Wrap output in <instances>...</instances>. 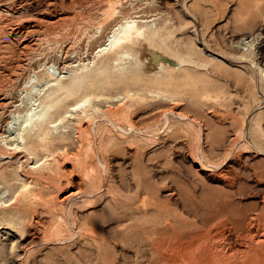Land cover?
<instances>
[{"label": "rangeland", "instance_id": "rangeland-1", "mask_svg": "<svg viewBox=\"0 0 264 264\" xmlns=\"http://www.w3.org/2000/svg\"><path fill=\"white\" fill-rule=\"evenodd\" d=\"M23 1L9 0V3L8 0H0V30H3L0 31V53L6 52L3 53L5 56L0 54V79L1 76L5 79L2 78L0 80V86L6 89L7 87L10 88L9 85L11 86V83L7 80V74L11 70L13 72L18 71L20 79L18 78L19 84L14 85L13 91L15 93H12L14 96H17L20 90L23 89L22 84L29 70V74H32L35 69V74L38 75L40 72L39 75L46 78L48 75L44 74L43 70L46 65H49V62H51L50 73L59 74L63 71V68L66 70L71 63L79 60L82 54H84L82 55L84 57H81V60H90L91 56H94V51L104 43L105 35L109 33V30L107 31L108 33H103H105L108 25L113 21L112 19L118 17L117 12L112 10L115 6L119 7H115L116 9L121 7V9L127 11L125 19L132 18V15L135 16L138 11L144 15L141 18L143 21L139 20L140 22L138 21L137 24L145 25L147 23L148 27L145 30L147 40L143 44V48H139L140 50L137 47H135L136 50L134 48L128 49L126 55L120 61L105 64L96 74L94 82L98 83L93 88V92L97 90L100 100L105 103L98 99L99 96L95 92L96 95L93 93L95 97H92L93 94H91L90 98L88 97L89 99L77 109V113L75 112L76 109H68L69 115L65 114L68 112H64L63 115L62 113L57 114L59 119H56L55 115L53 117L56 120L55 123L52 127L46 129L45 134L49 137H56L59 133H62L63 138H61L64 140L65 135H67L64 141H60L61 144H56V148L55 145L53 146L54 148L52 147L51 152L54 151V156H57L55 167H58L57 169L61 173L65 172L66 177L61 174L62 183L65 185L66 182L70 181L69 187L66 188V185L65 187L62 185L63 190L58 192L56 187L48 184L50 182H47V184L46 182L28 183L25 181V176L27 177L31 174H33L31 176H34L35 172L38 173L37 170L34 171L31 168L35 165L40 167L44 159L38 156L36 158L28 156L29 154L25 152L23 147L21 149L13 148L15 153L12 151L10 144H6L5 147L0 144V147L2 146L0 151L2 152L3 150L5 152L4 157L3 152H0L2 154L0 156V211L5 204L7 206L15 205V203L19 202V199L23 200L26 197L25 201H23L28 205V209H30V204L32 207L37 205L40 209L37 206L35 209L37 211L40 210V213L43 214V216L38 214V211L35 216L30 215V217L25 213L13 218H7L6 215L0 214V222H10L13 226H11L13 236L9 237V239L1 238L2 235L5 236V229L0 230V264H91L94 256L92 245H90L91 242L89 239H84L79 231L83 232V229L93 226V228H96L104 235L111 233L115 226V215H122L125 211V206H127L126 210L136 207L133 202L136 200L135 202L137 203L138 199L140 200L143 197H145V207L137 206L134 208L133 214L131 213L133 216L138 215L137 213H140L139 211H142V208H146L147 204L151 203L152 205V202H156L161 204L158 205L157 210H160L162 214L179 215V218L194 220L196 218L191 216V214L196 208L199 211L204 209V202L208 198V201L212 200V202H215V198H217V202L223 201L227 188L232 194L234 193L233 196H235L232 198L239 206V210L244 205L243 208H248V210H243L242 208L241 211L252 214L257 206H261L262 196L264 195V0H147L145 1L147 3H144V0H130V2L129 0L128 2L127 0H120V2L118 0H107L108 2L106 0L98 2L99 0H96L97 3L94 2L95 0H90V2L88 0H60L61 2L59 0ZM52 1L55 3L53 2L52 4ZM85 1L89 5L92 1L91 4L95 5V7L87 6L88 4H85ZM135 1L140 3L141 6L139 7V4H136ZM63 2H65L66 7L64 5L62 8ZM48 3L52 5L49 6ZM106 3L112 9L109 7L105 8ZM108 3L110 4L108 5ZM98 4L101 6L100 8H98ZM132 4L138 10L135 11ZM46 5L49 10L52 8L53 11L50 10L51 12H49ZM129 5L132 7L130 8ZM74 8L77 9L75 10ZM132 9L134 10L131 11ZM95 11L98 14L101 13L102 16L100 14L97 15ZM46 12L49 13L47 14ZM66 13L71 14V16ZM84 13L87 15L85 16ZM107 13L109 14L108 16ZM149 13L153 20L151 17L148 18L150 16L148 15ZM65 15H69L72 19L65 17ZM145 15L149 23L144 22ZM6 17L8 20H6ZM97 17L101 18V20L97 19L95 21ZM104 17L106 21L103 20ZM61 19L68 21L65 20L64 23L66 24H63ZM20 20L24 22L20 23ZM53 20L56 22H53ZM84 21L86 25L83 23ZM57 22L60 23L58 24ZM79 22L83 24H79L78 27ZM96 22L102 23H99L98 26ZM91 23H94L93 27H96L94 28L95 32L92 29L93 27L90 26ZM2 24H4L3 28ZM10 24L13 25L10 26ZM46 24L47 27H45ZM100 25L105 28L101 27L99 29ZM28 28L30 31H27L29 30ZM50 28H54V30ZM36 29L39 33L35 32L37 31ZM89 30L95 36L93 35L92 37V33L90 35ZM32 31L35 33H32ZM46 31L48 35L50 34L49 36L47 35L48 37L46 36ZM1 32H4V35L7 34L8 36H6L11 41L2 36ZM58 33H62V35L60 36ZM42 35H44V38ZM50 36L52 41L49 38ZM54 37L57 38L55 39L58 43L54 42ZM17 38L18 41H16ZM9 41L11 45L8 44ZM13 41L17 44L16 47L14 45V48H12ZM43 42L46 44L42 45ZM70 44L72 47L68 46ZM22 45L25 46L24 49ZM59 46H62L60 51ZM93 46L96 48L95 50H93ZM41 47L44 48L41 49ZM18 48L20 49L18 50ZM26 48L27 50H25ZM36 48H39L37 50L40 52L43 50V53L36 51ZM75 48L80 50H74ZM91 48L92 51H90ZM13 49L18 51L14 52ZM33 49L35 50L34 55L32 54L34 53ZM22 51L23 53H18ZM44 51L49 53V56ZM75 51L78 53L74 57ZM81 51L87 52L82 53ZM115 51L113 49L106 50L104 53L99 54V57L96 58L94 56V63L109 58L110 54L112 56ZM58 52L61 53L58 55ZM26 54L29 58L26 57ZM38 55L41 56L39 57ZM77 56H80L79 59ZM25 57L29 61L24 59ZM41 57L43 58L41 59ZM42 61H45L46 64ZM14 63L17 65L20 63V66H16ZM26 67L29 68H27L28 71L25 69ZM31 67L33 68L31 69ZM14 68L18 69L15 70ZM42 68L43 70H41ZM20 74L22 75L20 76ZM114 82L118 84H113ZM112 84L114 87H112ZM120 85L124 86L120 87ZM127 92L133 95L124 99L122 108L119 109L112 106L110 111L104 109L106 108V102L117 98L111 102L115 103L123 99L125 95H128L126 94ZM100 93L103 94L100 95ZM107 93H109V96ZM112 93L113 95H115L114 93L119 95L117 97L115 95L113 99ZM106 96L109 98L107 99ZM110 98L112 100H109ZM97 100L98 102H96ZM97 105L98 108L101 107L103 110L100 108L99 110ZM93 106L96 107V112L89 117V120H85L88 123H81L84 126L89 125L87 126L89 128H86L84 133H82L86 134L85 137L82 134L80 137L78 136V143V137L70 128V123L71 121H77L76 117H80L78 119L83 117L81 115L83 109H90ZM68 107L70 108V106ZM74 114L77 115L74 116ZM46 116L43 114L42 117L31 121L30 127L42 124ZM70 132L73 134H70ZM73 136H76L74 139L77 138L75 142ZM81 136H83L84 140L80 139L82 138ZM71 139L74 143H71ZM69 141L70 143L68 144ZM80 141L83 142L80 143ZM63 142L65 143L64 146L67 144L69 146H62ZM59 144L63 148L57 149V147H60ZM9 146L11 150L10 148L8 149ZM60 150H63V153ZM12 155H15L14 157L15 159L17 158L19 165ZM65 157L66 160H64ZM34 161L35 163H33ZM72 164H76V166ZM26 165L31 167L30 172L28 168H25ZM72 166L75 168H71ZM200 166H203L204 170H201ZM223 169H226L227 173L226 171L225 173L230 178L225 173L224 177L221 174L219 175ZM255 170L259 172V175ZM27 171L30 175H28L29 173L26 174ZM261 171H263V175L260 174ZM79 174L81 177L85 176V180ZM257 176L261 177L262 180L261 178L260 180L257 179ZM77 181H81V185L85 181L90 187H85L86 185L84 184L86 183L84 182L83 188H85L86 192L89 190L88 193H92L88 194L83 189L86 197L83 194L79 198L59 203L58 198L66 190L80 185ZM91 181H95L94 186H91L93 185ZM230 188L237 192H233ZM223 190L225 191L223 192ZM238 190L240 195H238ZM32 193L33 195L35 194L34 197L36 196L35 200L37 203L33 199L30 201V197L33 196ZM217 193L219 194L217 195ZM25 194H30V196H24ZM205 196L207 199L205 198V201H203ZM52 197L54 199L56 197L57 200L55 201ZM44 198L53 200L52 202L47 201L49 203L47 205ZM41 199L42 201L44 199L43 203L40 201ZM129 199L133 202H130ZM238 201H240V205ZM33 202L36 204L34 205ZM50 202L52 204L55 203V205ZM129 202L132 203L133 207ZM198 203H201L200 206ZM127 204L131 205V207ZM163 206L164 211L162 210ZM101 207L103 209L105 207V209L103 210ZM46 208L54 209V211L52 210L54 213L48 209L49 212L46 214V211H48ZM211 208L208 207V209ZM135 209L136 212L134 211ZM208 209H204V212ZM31 210L33 209L31 208ZM147 210L152 211L148 207ZM208 211H211V226L214 221L213 217L216 218H214V226L212 227L219 228L220 225L221 227L224 226V213L222 214L218 211L221 216L219 218L220 216L215 208ZM50 212L51 214L53 213L51 219L48 218L50 217ZM56 212H58L57 215ZM59 212H62L63 215L62 213L59 215ZM101 214H104V217ZM59 216L61 220L57 219ZM55 217L56 221H54ZM100 218L101 220L105 218L103 220L104 223H101ZM30 219L33 220L31 226L28 225ZM37 219L42 223L43 227L42 225H37L36 222L34 223ZM94 219L98 220L94 221ZM88 221L90 223L87 224ZM97 221H100V223ZM36 230L37 232L40 230L41 234H43L42 232L47 234L46 236H44L45 234L43 235L44 238L42 240H33V232ZM17 238L20 240L18 241ZM85 240L88 244L85 243ZM15 241L21 242V245ZM112 249V247L109 249V264L113 263L114 259L122 261L121 259L127 254H129L126 256L127 258H133L134 256L133 251H125L122 254L123 252L121 253V251L123 249L121 246H116ZM110 250L113 252L110 253ZM112 256L114 259H111Z\"/></svg>", "mask_w": 264, "mask_h": 264}, {"label": "bare ground", "instance_id": "bare-ground-1", "mask_svg": "<svg viewBox=\"0 0 264 264\" xmlns=\"http://www.w3.org/2000/svg\"><path fill=\"white\" fill-rule=\"evenodd\" d=\"M5 1V0H4ZM13 1V0H12ZM23 1V0H21ZM31 1V0H30ZM55 1V0H54ZM52 1V4L53 2ZM60 1V0H59ZM90 2V0H88ZM87 1V2H88ZM94 1V0H93ZM107 1V0H106ZM116 1V0H115ZM120 2V0H118ZM122 1H126V0H122ZM141 1V0H140ZM139 1V2H140ZM147 0H144V3H147L145 2ZM149 1V0H148ZM7 2V1H6ZM9 2V0H8ZM24 2V1H23ZM29 2V1H28ZM36 2V0H35ZM39 2V1H38ZM61 2V1H60ZM59 2V3H60ZM95 3L96 0L94 1ZM93 2V3H94ZM98 2H101V0H99ZM103 2V1H102ZM108 2V1H107ZM111 2V1H109ZM113 2V1H112ZM128 2V0H127ZM130 2V0H129ZM136 2V1H135ZM143 2V1H142ZM2 3V2H1ZM10 3V2H9ZM13 3V2H12ZM46 3V2H45ZM55 3V2H54ZM65 2H63V4L61 5L64 6ZM92 3V1H91ZM91 5L95 7V5ZM94 3V4H95ZM122 3V2H121ZM138 2H136L137 4ZM3 4V3H2ZM8 4V3H7ZM24 4V3H23ZM36 4V3H35ZM51 4V5H52ZM85 4H88L87 6H90L89 3H86L85 1ZM101 5V3H99ZM98 4V5H99ZM105 4V3H103ZM110 3H108L109 5ZM117 4V3H115ZM125 4V3H123ZM131 4V3H130ZM139 4V7L141 6L140 3ZM9 5V4H8ZM11 5V4H10ZM15 5V3H14ZM21 5V4H19ZM49 5V3H48ZM49 5V6H51ZM75 5V4H74ZM73 5V6H74ZM80 5V4H78ZM97 5V6H98ZM99 5L98 8H100L101 6ZM144 5V4H143ZM6 6V5H5ZM13 6V5H11ZM29 6V5H28ZM31 6V5H30ZM35 6V5H34ZM45 6V5H44ZM104 6V5H103ZM102 6V7H103ZM106 6V7H105ZM104 7L105 8H108L109 6H107V3ZM122 6V5H121ZM132 6H134L132 4ZM132 6L129 5V7L131 8ZM138 6V5H137ZM145 6V5H144ZM19 7V6H18ZM22 7V6H20ZM25 7V6H24ZM48 6L46 5V8ZM66 7V5H65ZM77 7V5H76ZM86 7V6H85ZM84 7V8H85ZM116 8H119L118 6H115ZM115 7H113L114 9H112L113 11L117 12V15L118 17L116 19H112L113 21L108 25L107 29L105 30V33L103 34H106V32L109 30V33L107 35H105V41L104 43L98 47V49H96L94 46H93V50L94 51V56L97 58L99 57L98 55L101 54V53H104L106 50H116L114 52V54L111 56L110 54V57L109 58H106V59H102L100 60L98 63H94V56H91L90 60H81V57H84L81 55L80 59L78 57L79 60L75 61L74 63H71L69 65V68H66V70L63 68V71L59 74H55V73H50V63L49 62V65H46L44 67V70L43 68L41 70H43V73L48 75V77L44 78V77H41L39 74H35L36 71L34 69V71L32 72V74H29L28 72V75L27 77L24 79L23 81V84H22V88L19 92V94L17 96H14L13 94L15 93L13 90H14V85H17L18 83V78H19V72L18 71H15L17 69H15L13 72L12 70L7 74V80L10 81L9 83H11V86L9 85V87L11 88H2L0 86V144L2 146L5 147L6 144H10V146L12 147V151L15 152L14 149H21V147H23L25 149V152H27L29 155L28 156H32L33 158H36L37 156L42 159H44V161L42 162V164H40V167H36L35 166H32V168L30 166H25V168H28L29 172L32 170H37V172H35L34 176H31L33 174L30 175V173L27 171L26 174L30 175V176H25V181H27L28 183H36L37 182H50L48 184H51L52 186L56 187L58 192L59 191H62L63 188H62V185H64L62 183V175L65 173H61V171H58V167H55V164H56V160H57V156L55 157L54 156V151L51 152L52 150V147L55 145V148H56V144L60 143V141H64L65 140V137H67V135H65L64 137V140L62 139L63 137V134L62 133H59V135H55L56 137H49L45 134L46 132V129L49 128V127H52V125L55 123V119L53 118L55 115H56V119L58 118L57 117V114H61L63 115L64 112H68V109L70 110H75L76 109V113H77V109L83 104V102L85 103L87 101V99L90 98L91 94H97V90L95 92H93V88H95V85L96 83L98 82H94V78L96 77V74H98V72L102 69V67L107 64V63H114V62H118L121 60L122 57H124L127 53V50L128 49H131V48H134L137 47L138 50H140L139 48H141L142 46H144L143 44L146 43V40H147V35L145 33V30H146V27L147 26V23H149L148 18L151 17L150 13L148 15H150L148 18L147 16L145 15V19H144V22L146 23L145 25H138L137 22L139 20H142L141 18L144 16L143 14H140V11L136 12V15L133 16L132 15V18H128V19H125L124 17L126 16L127 14V11L121 9H116ZM128 7V6H126ZM9 8H12V7H9ZM17 8V7H16ZM31 8V7H30ZM29 8V9H30ZM33 8V7H32ZM35 8V7H34ZM63 8V7H62ZM70 8V6H69ZM78 8V7H77ZM76 8V9H77ZM81 8V6H80ZM90 8V7H89ZM96 8V9H98ZM123 8V7H122ZM135 8V6H134ZM143 8V7H142ZM6 9V8H5ZM4 9V10H5ZM15 9V8H14ZM13 9V10H14ZM22 9V8H21ZM42 9V8H40ZM48 9V8H47ZM55 9V8H54ZM68 9V8H67ZM75 9V8H74ZM75 9V10H76ZM83 9V8H81ZM80 9V10H81ZM86 9V8H85ZM93 10V8H91ZM128 9V8H127ZM9 10V9H8ZM35 10V9H33ZM32 10V11H33ZM49 10V9H48ZM52 10V8L50 9ZM49 10V12H51ZM57 10V9H55ZM69 10V9H68ZM67 10V11H68ZM72 10V9H71ZM79 10V8H78ZM95 10V8H94ZM102 10V8H101ZM134 9H132L131 11H133ZM138 10L135 8V11ZM23 11V10H22ZM27 11V10H26ZM41 11L44 12V10L42 9ZM47 11V10H45ZM53 11V10H52ZM99 11V10H97ZM130 12V10H128ZM134 11V12H135ZM15 12V10H14ZM48 12V13H49ZM80 12V11H79ZM82 12V11H81ZM85 12V11H84ZM91 12V11H90ZM94 12V11H93ZM96 12V11H95ZM103 12V11H102ZM145 12V11H144ZM39 13V11H38ZM45 13V12H44ZM47 13V12H46ZM47 13V14H48ZM86 13V12H85ZM84 15L86 16L87 14ZM92 13V12H91ZM97 15H101V13L98 14V12H96ZM4 14V13H2ZM10 14V13H9ZM43 14V13H42ZM46 14V15H47ZM51 14V13H50ZM49 14V15H50ZM58 14V13H57ZM66 14H69V13H66ZM112 14V13H111ZM155 16H156V12L154 13ZM7 15V14H6ZM44 15V14H43ZM54 15V14H53ZM71 16V14H69ZM69 15H65V17H69ZM83 15V14H82ZM83 15V16H84ZM90 15V14H89ZM88 15V16H89ZM93 15V14H92ZM96 15V16H97ZM105 15V14H104ZM109 14L107 13V16ZM114 15H116L114 13ZM12 16V15H11ZM18 16V15H16ZM73 16V15H72ZM84 16V17H85ZM87 16V17H88ZM96 16H93V17H96ZM102 16V15H101ZM113 16V15H112ZM129 16V14H128ZM154 16V15H153ZM154 16V17H155ZM19 17V16H18ZM83 17V18H84ZM86 17V18H87ZM92 17V16H90ZM111 18V16H109ZM116 17V16H114ZM130 17V16H129ZM57 18V17H56ZM62 18V17H60ZM70 19H72L71 17H69ZM153 17H151L152 19ZM156 18V17H155ZM13 19V18H12ZM19 19V18H17ZM51 19V18H50ZM68 19V18H66ZM64 19V21L66 20ZM95 20V18H93ZM97 19H99L98 17L96 18L95 21H97ZM109 19V18H108ZM5 20V19H3ZM6 20L7 17H6ZM5 20V21H6ZM49 20V19H48ZM56 20V19H55ZM55 20H53V22H56ZM59 20V19H58ZM62 20V19H61ZM73 20H74V17H73ZM73 20H70V21H73ZM85 20V19H84ZM87 20V19H86ZM101 20V18L99 19ZM98 20V21H99ZM105 20V17L104 19ZM121 20V21H119ZM153 20V19H152ZM22 20H20V23H23L21 22ZM63 21V20H62ZM63 21V24H66L64 23ZM68 21V20H66ZM69 21V22H70ZM89 21H91L89 19ZM106 21V20H105ZM143 21V20H142ZM4 22V21H3ZM13 22V21H12ZM19 22V21H18ZM16 22V23H18ZM34 22V21H33ZM37 22V21H36ZM35 22V23H36ZM61 22V21H60ZM60 22H57L58 24ZM93 22V21H92ZM109 22V21H108ZM140 22V21H139ZM151 22V21H150ZM2 23V21H1ZM38 23V22H37ZM36 23V24H37ZM62 23V22H61ZM68 23V22H67ZM73 23V22H72ZM83 23H85L86 25V22L84 21ZM82 22L78 23V27H79V24L82 25L83 24ZM98 23L97 25L99 26V23L100 22H96ZM95 23V25H96ZM102 23V22H101ZM100 23V24H101ZM107 23V22H105ZM14 24V23H13ZM12 24V25H13ZM30 24V23H29ZM45 24V23H44ZM63 24H61L62 26H64ZM74 25H76L75 23H73ZM71 24V25H73ZM115 24V25H114ZM10 24V26H12ZM21 25V24H20ZM26 25V24H25ZM38 25V24H37ZM50 25H53V24H50ZM49 25V26H50ZM70 23L68 24V27H69ZM73 25V26H74ZM90 25V24H89ZM4 24H2V28H3ZM17 26V25H16ZM14 26V27H16ZM23 26V25H22ZM34 26V25H33ZM71 26V27H73ZM91 27L94 26V23L90 25ZM97 26V27H98ZM13 27V28H14ZM36 27V26H35ZM34 27V29H35ZM45 27H47V24L45 25ZM60 27V26H59ZM75 27V26H74ZM73 27V28H74ZM81 27V26H80ZM86 27V26H85ZM102 26L100 25L99 29L101 28ZM104 27V26H103ZM102 27V28H103ZM64 28V27H62ZM88 28V27H87ZM94 28L96 27H93V31L95 30ZM105 28V27H104ZM21 29V28H20ZM25 29V28H24ZM29 29V28H28ZM39 29V28H38ZM43 29V28H42ZM41 29V30H42ZM47 29V28H45ZM44 29V31H45ZM52 29V28H50ZM57 29V28H55ZM60 29V28H58ZM2 30V29H1ZM0 30V31H1ZM33 30V29H31ZM37 30V29H36ZM54 30V28L52 29ZM64 30V29H63ZM91 30V29H90ZM90 30H89V34L91 35L90 33ZM3 31V30H2ZM4 31H6V29H4ZM12 31V30H11ZM23 31V30H22ZM26 31V30H25ZM27 31H30L27 30ZM48 31V30H47ZM46 31V36L48 35ZM98 32H100L99 30H97ZM7 32V31H6ZM5 32V33H6ZM17 32V30H16ZM37 33V31H35ZM32 31V33H35ZM43 32V30H42ZM58 32H60V30H58ZM62 32V30H61ZM95 32V31H94ZM21 33V32H20ZM19 33V34H20ZM31 33V34H32ZM36 33V34H37ZM41 33V32H40ZM1 34H3L2 36L6 37L9 39V37H7L8 35L5 34L4 35V32H1ZM9 34V33H8ZM11 34V33H10ZM15 34V32H14ZM23 34V33H22ZM44 34V33H42ZM60 34V33H58ZM100 34V33H99ZM7 35V36H6ZM50 35V34H49ZM48 35V36H49ZM62 35V33L60 34V36ZM93 35L95 36L94 33H92V37ZM23 36V35H22ZM34 36V35H33ZM43 38H44V35H42ZM41 36V37H42ZM47 36V37H48ZM24 37V36H23ZM22 37L23 40H25L24 38ZM29 37V36H28ZM31 37V36H30ZM91 37V36H90ZM91 37V38H92ZM99 38V36H97ZM14 38V37H13ZM19 38V37H18ZM18 38L16 41H18ZM37 38V37H36ZM40 38V37H39ZM41 38V39H43ZM50 40H51V36L49 37ZM56 37H54L55 39ZM86 38V37H85ZM95 38V37H94ZM12 39V38H11ZM15 39V38H14ZM30 39V38H29ZM53 39V40H54ZM57 39V38H56ZM54 40V42L57 40ZM70 39V38H69ZM101 39V38H100ZM10 40V39H9ZM44 40V39H43ZM50 40H47V41H50ZM71 40V39H70ZM11 41V40H10ZM9 41L8 44H10L11 42ZM20 41V40H19ZM38 41V40H37ZM45 41V40H44ZM52 41V40H51ZM85 41V39H84ZM89 41V40H88ZM97 41V39H96ZM32 42V41H31ZM46 42V41H45ZM67 42V41H65ZM100 42V41H99ZM18 43V42H17ZM40 43V41H39ZM44 43V42H43ZM42 45H45L46 43H44ZM58 43V42H57ZM68 43V42H67ZM73 44V42H71ZM24 44V43H22ZM64 44V43H63ZM11 45V44H10ZM13 47L14 48V45L15 47L17 46V44L14 43L13 41ZM28 45V44H26ZM35 45V44H34ZM33 45V46H34ZM41 45V44H40ZM74 45V44H73ZM89 45V43H88ZM19 46V45H18ZM67 46V45H66ZM68 46H71L68 45ZM146 46V45H145ZM11 47V46H9ZM21 48V46H19ZM25 46L22 45V48L24 49ZM27 47V46H26ZM35 47V46H34ZM62 47V46H61ZM60 46L58 47L59 48V51H60ZM72 47V46H71ZM70 47V48H71ZM90 47V45H89ZM1 48V47H0ZM4 48V47H3ZM18 48V50L20 49ZM44 47H41V49H43ZM47 48V47H45ZM143 48V47H142ZM21 49V50H23ZM32 49V48H31ZM39 48H36L35 50L36 51H39L37 50ZM57 49V48H56ZM4 50V49H3ZM2 50V51H3ZM14 50V49H13ZM12 50V51H13ZM18 50H14L15 51H18ZM27 50V48L25 49ZM30 50V48H29ZM33 49V52L35 51ZM49 50V49H48ZM47 50V52H48ZM74 50H80V49H74ZM73 50V51H74ZM88 50V49H86ZM136 50V49H135ZM137 50V51H138ZM1 51V52H2ZM31 51V50H30ZM43 51V50H42ZM41 51V52H42ZM66 51V50H65ZM64 51V52H65ZM92 51V48L91 50ZM141 51L143 52V50L141 49ZM39 51V53H41ZM46 53V51H44ZM53 52V51H52ZM62 52V51H61ZM60 52V53H61ZM82 53L83 52H87V51H81ZM139 52V51H138ZM141 52V53H142ZM3 53H6L5 51H3L2 53V56H5V54ZM18 53H23L22 52H18ZM27 53V51H26ZM37 53V52H36ZM37 53V54H39ZM43 53V52H42ZM44 53V54H45ZM57 53V52H56ZM58 52V55L60 54ZM66 53V52H65ZM78 53V52H77ZM76 51H75V55L74 57L77 55ZM89 53V52H88ZM92 53V52H90ZM33 55L35 54L32 53ZM31 54V56H32ZM48 54L49 56V53H46ZM67 54V53H66ZM69 54V53H68ZM72 54V53H71ZM92 54V55H93ZM21 55V54H20ZM25 55V54H23ZM43 56V54H41ZM41 55H38L39 57ZM2 56H1V59H2ZM19 56V55H18ZM28 55L26 54V57ZM68 56V55H67ZM73 56V55H72ZM10 57V56H9ZM12 57V56H11ZM17 57V55H16ZM21 57V56H20ZM26 57L24 59H26ZM38 57V58H39ZM53 57V56H52ZM51 57V58H52ZM57 57V55H56ZM61 57V56H60ZM65 57V56H64ZM63 57V58H64ZM88 57H89V54H88ZM101 57V56H100ZM19 58V57H17ZM23 58V56H22ZM29 58V57H27ZM34 58V57H32ZM35 58H36V55H35ZM43 57H41L42 59ZM47 58V57H46ZM59 58V56H58ZM66 58V57H65ZM72 58V57H71ZM103 58V57H102ZM105 58V57H104ZM6 59V58H5ZM37 59V58H36ZM35 59V60H36ZM45 59V58H44ZM43 59V60H44ZM62 59V58H61ZM60 59V60H61ZM68 59V57H67ZM75 59V58H73ZM83 59V58H82ZM11 60V59H10ZM19 60V59H18ZM23 60V59H22ZM28 60V59H26ZM49 60V59H47ZM51 60V59H50ZM53 60V59H52ZM55 60V59H54ZM66 60V59H65ZM76 60V59H75ZM2 61V60H1ZM5 61V60H4ZM12 61V60H11ZM29 61V60H28ZM31 61V60H30ZM46 61V60H45ZM45 61H42L45 63ZM62 61H64L62 59ZM61 61V62H62ZM74 61V60H73ZM13 62H14V59H13ZM19 62V61H18ZM27 62V61H26ZM25 62V63H26ZM39 62V61H38ZM47 62V61H46ZM66 62V61H65ZM5 63V62H4ZM12 63V62H11ZM17 63V62H16ZM14 63V64H16ZM22 63V61H21ZM23 63V64H25ZM28 63V62H27ZM40 63V62H39ZM1 64V63H0ZM13 64V63H12ZM22 64V66H23ZM29 64V63H28ZM10 65V64H9ZM7 65V66H9ZM27 65V64H26ZM25 65V66H26ZM31 65V64H30ZM65 65V63H64ZM63 65V67H64ZM5 66V64H4ZM16 66H20V63H18V65L16 64ZM32 66V65H31ZM43 66V65H42ZM40 66V67H42ZM62 66V65H61ZM68 66V65H67ZM1 67V66H0ZM6 67V66H5ZM4 67V68H5ZM14 67V66H13ZM24 67V66H23ZM22 67V68H23ZM29 67V66H28ZM26 67L25 69L27 70ZM36 67V66H35ZM3 68V67H2ZM1 68V69H2ZM8 68V67H6ZM33 67H31L32 69ZM9 69V68H8ZM24 69V68H23ZM29 69V68H28ZM10 70V69H9ZM8 70V71H9ZM22 70V69H20ZM87 70V71H86ZM23 71V70H22ZM28 71V70H27ZM38 71V70H37ZM3 72V71H2ZM17 72V74H16ZM25 72V71H23ZM35 72V73H34ZM1 73V72H0ZM5 74V73H4ZM1 75V74H0ZM6 75V74H5ZM16 75V76H15ZM22 74H20L21 76ZM24 75V73H23ZM26 75V74H25ZM14 76V77H13ZM93 77V78H92ZM3 77L1 76V79ZM0 79V80H1ZM4 79V78H3ZM20 79V78H19ZM5 80V79H4ZM6 80V81H7ZM22 80V79H21ZM21 80H19L21 82ZM125 80V79H124ZM5 81V83H6ZM100 81V80H99ZM119 82V81H118ZM4 83V84H5ZM118 84L117 82H114L113 84ZM19 84V83H18ZM112 84V87H114ZM1 85V84H0ZM8 85V84H7ZM6 85V86H7ZM21 85V84H20ZM5 86V85H4ZM3 86V87H4ZM124 86V85H122ZM120 85V87H122ZM119 87V85H118ZM17 88H19L17 86ZM116 88V87H115ZM16 89V88H15ZM20 89V88H19ZM18 89V90H19ZM118 89V88H117ZM120 89V88H119ZM17 92V90H15ZM108 91H111V90H108ZM85 92V93H84ZM13 93V94H12ZM18 93V92H17ZM82 93V94H81ZM89 93V94H87ZM106 93V92H105ZM104 93V94H105ZM119 93V92H117ZM86 94V95H85ZM94 94L92 95V97H95ZM95 94V95H96ZM103 94V93H100V95ZM108 96H109V93H107ZM111 94V93H110ZM117 97V95L119 94H116L114 93ZM128 95H125V97H123V99L121 100H118L116 101L115 103H111L113 101H115L117 98H115V100H112L111 98L109 100H112V101H108L106 102V108H104L106 111H110V108L112 106L114 107H117V108H122L124 105H123V101L124 99H126L128 96H132L133 94H129L128 92L126 93ZM16 95V94H15ZM83 95V96H82ZM98 95V94H97ZM113 93H112V98L114 99V96ZM80 96H82L80 98ZM99 96V95H98ZM97 96V97H98ZM105 96V95H104ZM103 96V97H104ZM108 96L107 99L109 98ZM122 96V94H121ZM120 96V97H121ZM89 97V98H88ZM102 97V98H103ZM75 98V99H74ZM119 98V97H118ZM122 98V97H121ZM74 99V101H73ZM98 99L100 100V96L98 97ZM120 99V98H119ZM72 103H70V102ZM101 101V100H100ZM105 101V100H104ZM107 101V100H106ZM98 102V100L96 101ZM103 102V101H101ZM110 102V103H109ZM69 105H68V104ZM105 103V102H103ZM95 104V103H94ZM70 106V108L68 107ZM96 106V105H95ZM93 106L91 107L90 109H83L82 110V113L81 115L83 116L81 119H78L80 117H76L77 118V121H71L70 123V128L72 129V131L74 132V134L76 133V136L80 137V135L82 133H84V131L86 130L87 126H84L83 124L84 123H88L86 122L87 120H89V117L96 112V107ZM97 108H98V105H97ZM101 109V107H99ZM98 108V109H99ZM99 109V110H100ZM69 110V111H70ZM103 110V109H101ZM73 112V111H72ZM47 115L46 116V119L44 120V122L42 124H39L37 125L36 127H30V123L31 121L33 120H36L38 119L39 117H42V115ZM66 115H69V112L68 113H65ZM72 114V113H71ZM77 115V114H74V116ZM59 116V115H58ZM73 116V115H72ZM93 116V115H92ZM62 117V116H61ZM67 118V116H66ZM70 118V117H69ZM59 119V118H58ZM63 119V118H62ZM68 119V118H67ZM87 119V120H86ZM91 119V118H90ZM61 120V119H60ZM65 120V119H63ZM86 120V121H85ZM83 122V124H81ZM67 127V126H66ZM89 128V127H88ZM87 128V129H88ZM62 129H64L62 127ZM63 131V130H62ZM60 132V131H59ZM89 132V130H88ZM58 133V132H57ZM67 133V132H65ZM70 134H73L70 132ZM84 137L86 134H82ZM75 136V137H76ZM83 136H81L82 138H80L81 140H84L83 139ZM62 137V138H61ZM73 136V139L75 138ZM79 137H78V143H79ZM61 138V139H60ZM59 139V140H57ZM67 140V139H66ZM72 140V139H71ZM76 139H74V142H75ZM73 140L71 143H74ZM83 142V141H82ZM80 141V143H82ZM52 143V144H51ZM67 143V142H66ZM70 143V141L68 142V144ZM77 143V142H76ZM61 144V143H60ZM59 144V145H60ZM64 142H63V145L64 146ZM67 144V145H68ZM57 145V146H59ZM66 145V146H67ZM72 145V144H71ZM2 146L0 148H2ZM10 146L8 147V149L10 148ZM60 145V147H57V149H60L62 147ZM64 146V147H66ZM69 146V145H68ZM3 147V148H4ZM50 148V149H49ZM54 148V147H53ZM63 148V147H62ZM1 150V149H0ZM11 150V148H10ZM54 150V149H53ZM64 150H66V148H64ZM20 151V150H19ZM56 151V150H55ZM61 151V150H60ZM63 151V150H62ZM61 151V152H62ZM1 152V151H0ZM3 152V150H2ZM1 152V153H2ZM7 152V151H6ZM66 152V151H64ZM0 153V154H1ZM4 153L3 152V157H4ZM16 153V152H15ZM57 153V152H55ZM63 153V152H62ZM67 153V152H66ZM21 155V154H20ZM27 155V154H26ZM57 155V154H56ZM64 155V154H62ZM2 156V154L0 155ZM6 156V155H5ZM15 156V155H14ZM12 155V157H14ZM61 156V155H60ZM65 156V155H64ZM59 157V156H58ZM67 157H68V154H67ZM2 158V157H1ZM28 158V157H27ZM63 158V157H62ZM4 159V158H2ZM15 159V157H14ZM17 159V158H16ZM15 159V160H16ZM30 159V158H29ZM28 159V160H29ZM60 159V158H59ZM5 160V159H4ZM22 160V159H21ZM40 160V159H39ZM62 160V159H61ZM66 160V157L65 159ZM17 161V160H16ZM41 161V160H40ZM63 161V160H62ZM31 162V161H30ZM18 165H19V162L17 161ZM35 163V161L33 162ZM73 163V162H71ZM22 164V163H21ZM27 164V163H26ZM30 165V164H29ZM71 165V164H70ZM73 166L76 164H72ZM22 166V165H21ZM20 166V167H21ZM73 166L71 168H73ZM35 167V168H33ZM24 168V167H23ZM31 168V169H30ZM75 168V167H74ZM73 168V169H74ZM225 168V167H224ZM200 169L201 170H204L203 166H200ZM27 170V169H26ZM60 170V169H59ZM221 171V170H220ZM226 169H223L221 171V173H219V175H223L224 177V173H225ZM260 171V170H259ZM229 172V171H228ZM255 172L257 173L258 171L255 170ZM263 171H261L260 174H262ZM227 173V171H226ZM225 173V174H226ZM62 174V175H61ZM229 174V173H228ZM71 175V174H70ZM77 175V174H76ZM80 175V174H79ZM227 175V174H226ZM232 175V174H230ZM253 175V173H252ZM252 175H249L250 177ZM255 175V174H254ZM258 175H259V172H258ZM263 175V174H262ZM65 176V174L63 175ZM83 176V175H82ZM229 177V175H227ZM245 176V174H244ZM66 177V176H65ZM79 177V176H78ZM81 177V175H80ZM85 177V176H84ZM84 177H81V178H84ZM253 177V176H252ZM264 177V176H263ZM230 178V177H229ZM233 178H235L233 176ZM256 178V176H255ZM261 177H258L257 176V179L260 180ZM224 180H226L225 178H223ZM256 179V180H257ZM67 180V178H66ZM85 180V178L83 179ZM228 180V179H227ZM235 180V179H234ZM233 180V181H234ZM262 180V178H261ZM82 181V179H81ZM80 181V182H81ZM88 181V180H87ZM231 181V180H230ZM258 181V180H257ZM26 182V183H27ZM79 182V181H77ZM79 182V183H80ZM85 182V181H84ZM83 182V183H84ZM89 182V181H88ZM92 182V181H91ZM90 182V183H91ZM94 182L93 181L91 184V186H94ZM261 182V181H260ZM65 183V182H64ZM82 183V185H83ZM86 183V182H85ZM88 183V184H90ZM40 184V183H39ZM35 185V184H34ZM43 185V184H41ZM66 188L69 187L70 185V181L69 182H66ZM64 185V187H65ZM80 185L75 187V188H69L68 190H66V192L60 197L57 198L59 199V203H63L64 201L66 202L67 200H70V199H74V198H79L80 196H83L84 194V190L85 188L84 185H86L85 187H90V185H87L84 184L83 186ZM232 185V184H231ZM230 185V186H231ZM50 186V185H49ZM227 186V185H226ZM73 187V186H72ZM64 188V189H66ZM55 189V188H54ZM84 189V190H83ZM88 189V188H87ZM92 189V188H90ZM229 190V188H227ZM227 190V193L225 190H223V192L225 191V196L224 198L221 196V198H223V201L220 200V202H217V198H215V202H212L211 201H208V200H204L205 198L207 199V197H203V201L204 204H205V208L204 209H208V207H212L211 209H216V211L218 212H221L222 214L224 213V226L220 227L219 228H214L212 226H214V221H215V217H213V224L211 226V221H212V217H211V211H208V210H211V209H208L207 211L204 212V209H202L201 211L197 210V208L194 210L193 214H191V216H193L194 218L196 219H187L185 220L184 218H179L178 216L179 215H168V214H162L160 212V210L158 211L157 208L159 207L158 205H161V204H158L156 202H152V205L151 203L148 205L147 204V207L148 208H151L152 211H149L147 210V207L146 208H142L143 210L142 211H139L140 213L143 212V214L140 215V213H137L138 215H135L136 216H133V209L136 208L137 206H141V207H145V197H143L142 199L140 198V200L138 199V202L136 203L135 201H131L130 199V202H133V204L135 203L136 204V207L134 208H130L132 203H130L131 205H129L128 207L130 209L126 210V207L125 206V211L124 213H122V215H119V214H116L115 215V223H114V227L113 229L111 230V233L107 234V235H104L102 234L101 232H99L96 228H93L90 227V228H86V229H80L82 230L83 232L79 231L80 232V235L84 237V239H89V241L91 242L90 245H92V250L94 251V256L92 257V260H91V264H109L108 262H110V258L108 259V255H109V249H111V247L114 249L116 246H121V248L123 249V251H121L122 254H124L125 251H133L134 253V256L133 258H127L126 256H128L129 254L125 255V257H121L122 261H118L116 259L112 258L111 259H114L113 260V263L111 264H264V195L262 196V204H260L261 206H257L254 211L251 209L252 214L251 213H247V212H243L241 211L242 208L244 207V205L242 206L241 210H239V206L235 203V201H233V194ZM230 190H232V188H230ZM56 191V189H55ZM89 191V190H88ZM88 191L85 192L88 193ZM233 192H237L236 190H232ZM230 192V193H229ZM85 193V194H86ZM92 193V192H91ZM90 192L88 194H91ZM239 190H238V195L239 194ZM21 194V193H20ZM84 194V196H85ZM87 194V195H88ZM219 193H217L218 195ZM236 194V193H235ZM264 194V193H263ZM30 196V194H27ZM26 194L24 196H27ZM33 195V193H32ZM35 195V194H34ZM34 195L28 199H30V201L33 199L34 202H36L35 200V197ZM237 195V197H238ZM28 196V197H29ZM208 196V195H207ZM19 197V196H18ZM34 197V198H33ZM55 197V201L57 200ZM86 197V196H85ZM89 197V195H88ZM210 197V196H208ZM219 198V196H217ZM242 197V196H241ZM21 198V196H20ZM23 198V197H22ZM26 198V197H25ZM24 198V199H25ZM51 198V199H52ZM84 198V197H83ZM83 198H80V199H83ZM211 198V197H210ZM213 198V199H214ZM18 199V198H17ZM23 199V200H24ZM45 199V198H44ZM43 199V201H44ZM52 199V200H53ZM88 199V198H87ZM86 199V200H87ZM132 199V198H131ZM135 199V198H134ZM155 199V198H153ZM238 199V198H237ZM242 199V198H241ZM261 199V198H260ZM19 199V202L15 203V205H9L7 206V204H5L1 211H0V214L2 215H6L7 218H13V217H16L17 215H20V214H25L27 213L29 216L31 215H36V213H39L38 214H41L40 213V210H36L35 208H37L36 206L35 207H32L31 204H30V209H28V205L26 204V202H24L23 200ZM38 200V199H37ZM46 203L47 201H51L52 200H48V199H45ZM85 200V198H84ZM133 200V199H132ZM201 200V199H200ZM17 201V200H16ZM27 201V199H26ZM29 201V202H30ZM42 201V199L40 200ZM42 201V203H43ZM57 201V202H58ZM157 201V200H156ZM196 201V200H195ZM198 201V200H197ZM202 201V200H201ZM200 201V202H201ZM202 201V202H203ZM222 201V202H221ZM24 204H23V203ZM28 202V201H27ZM33 202V204H34ZM50 202V203H51ZM54 202V201H53ZM64 202V203H65ZM240 201H238L239 203ZM37 203V202H36ZM35 203V204H36ZM196 203V202H195ZM258 203V202H257ZM34 204V205H35ZM49 203H47L48 205ZM52 204V203H51ZM50 204V205H51ZM55 205V203H53ZM52 204V205H53ZM134 204V205H135ZM197 204V203H196ZM199 206L201 203H198ZM241 203H239L240 205ZM39 205V204H38ZM45 205V203H44ZM51 205V206H52ZM62 205V204H60ZM77 205V204H76ZM257 205V204H256ZM255 205V206H256ZM43 206V204H42ZM40 205V207H42ZM46 206V205H45ZM50 206V207H51ZM198 206V207H199ZM203 206V204H202ZM207 206V207H206ZM253 206V207H255ZM48 207V206H47ZM56 207V206H55ZM62 207V206H61ZM133 207V205H132ZM161 207V206H160ZM31 208L33 210H31ZM39 208V207H38ZM54 208V207H52ZM57 208V207H56ZM200 208V207H199ZM203 208V207H202ZM40 209V208H39ZM43 209V208H42ZM47 210L50 208H46ZM61 209V208H60ZM101 209H103V207H101ZM105 209V207H104ZM103 209V210H104ZM132 209V210H131ZM139 209V207H138ZM137 209V210H138ZM164 209V206L162 208V210ZM201 209V208H200ZM248 210V208H246ZM243 208V210H246ZM46 211V214L47 212ZM54 211V209H52ZM52 210H50L51 212H53ZM59 210V209H57ZM56 210V211H57ZM62 210V209H61ZM37 211V212H36ZM136 212V209L134 210ZM164 211V210H163ZM192 211V210H191ZM250 211V210H249ZM250 211V212H251ZM51 212L49 213L50 214V217L48 218H52L51 215L54 213L51 214ZM106 212V211H105ZM111 212V211H110ZM138 212V211H137ZM218 212V214H219ZM44 213V211H43ZM60 213V212H59ZM62 213V212H61ZM61 213L59 215H61ZM132 213V214H131ZM173 213V212H172ZM171 213V214H172ZM48 214V215H49ZM58 214V212H56V215ZM212 214H214V212H212ZM43 216V214H41ZM63 215V213H62ZM102 215V214H101ZM104 215V214H103ZM102 215V216H103ZM28 216V217H29ZM30 216V217H31ZM99 216V215H98ZM97 216V218H99ZM220 216V214H219ZM218 216V217H219ZM58 217V216H57ZM64 217V216H62ZM61 217V218H62ZM104 217V216H103ZM106 217V216H105ZM193 217H190V218H193ZM217 217V216H216ZM27 218V217H26ZM102 218V217H101ZM100 218V221L101 223H104V219L101 220ZM108 218V217H107ZM215 218V219H214ZM221 218V216L219 217ZM28 219V218H27ZM57 219H60V216L59 218ZM109 219V218H108ZM0 220H1V216H0ZM61 220V219H60ZM63 220V219H62ZM95 220H98V219H94ZM28 221V220H27ZM53 221V220H52ZM56 221V217H55V220ZM92 221V220H91ZM92 221V222H94ZM100 221H97L98 223H100ZM217 221V220H216ZM36 222L37 225H42V223H40V221L37 219L34 221V223ZM50 222V221H49ZM106 222V220H105ZM114 222V221H113ZM198 222V223H196ZM221 222V221H220ZM219 222V224H220ZM33 223V220L30 219L28 225H32ZM76 223V222H75ZM90 223L89 221L87 222V224ZM96 223V222H94ZM97 223V224H98ZM82 224V223H81ZM85 224V223H83ZM85 224V225H87ZM218 224V225H219ZM34 225V224H33ZM90 225V224H89ZM223 225V224H222ZM11 223H6V222H0V230L1 229H5L4 230V235H2L1 238L3 239H9V237L13 236V234L11 232H13V229L11 227ZM91 226V225H90ZM97 226V225H96ZM217 226V225H216ZM43 227V225H42ZM88 227V226H87ZM224 227V228H223ZM15 228V227H14ZM214 228V229H212ZM50 229V228H49ZM78 229V228H77ZM79 230V229H78ZM85 230V231H84ZM41 231L39 230V232H37V230L35 232H33V237L32 239L33 240H42L44 238V236H46V234L44 232H42L43 234L40 233ZM77 232V231H76ZM78 233V232H77ZM17 234V233H16ZM45 234V235H44ZM44 235V236H43ZM4 236V237H3ZM16 238V237H15ZM21 238V237H19ZM17 238V240L19 241L20 239ZM79 238H82V237H79ZM18 241H15L16 243ZM14 242V243H15ZM41 242V241H40ZM89 242V243H90ZM85 243H87V241L85 240ZM18 244L21 245V242ZM88 244V243H87ZM89 245V246H90ZM19 246V245H18ZM91 247V246H90ZM120 248V247H119ZM112 249V250H113ZM113 252V251H112ZM111 250H110V253H112ZM127 252V253H128ZM120 253V254H121ZM122 256V255H121ZM118 258V257H117ZM120 259V258H119ZM112 262V261H111Z\"/></svg>", "mask_w": 264, "mask_h": 264}]
</instances>
